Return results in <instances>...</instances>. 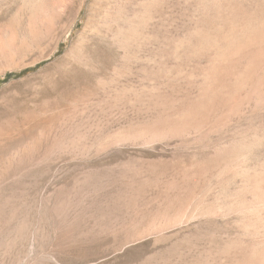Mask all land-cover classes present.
Returning a JSON list of instances; mask_svg holds the SVG:
<instances>
[{
	"label": "rangeland",
	"instance_id": "obj_1",
	"mask_svg": "<svg viewBox=\"0 0 264 264\" xmlns=\"http://www.w3.org/2000/svg\"><path fill=\"white\" fill-rule=\"evenodd\" d=\"M213 6L264 18V0H0V264H221L234 217L166 216L264 121L244 109L204 141H141L190 94L198 61L174 49Z\"/></svg>",
	"mask_w": 264,
	"mask_h": 264
},
{
	"label": "bare ground",
	"instance_id": "obj_2",
	"mask_svg": "<svg viewBox=\"0 0 264 264\" xmlns=\"http://www.w3.org/2000/svg\"><path fill=\"white\" fill-rule=\"evenodd\" d=\"M248 11L213 6L193 24L174 49L177 58L198 61L195 71L186 77L185 86L191 92L146 127L141 141H204L229 119L242 116L244 109L264 121V18ZM34 29L31 38L37 36ZM238 136L201 164L197 173L193 171L194 177L188 176L193 182L197 176H212L207 193L192 196L196 191L180 192L175 212H169L166 219L183 223L217 214L232 216L238 231L217 252L221 264H264V125Z\"/></svg>",
	"mask_w": 264,
	"mask_h": 264
}]
</instances>
